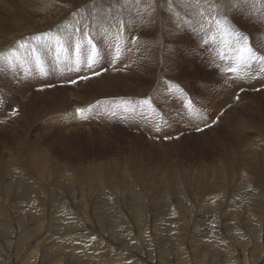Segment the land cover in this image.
I'll list each match as a JSON object with an SVG mask.
<instances>
[{
	"label": "rangeland",
	"instance_id": "374dc122",
	"mask_svg": "<svg viewBox=\"0 0 264 264\" xmlns=\"http://www.w3.org/2000/svg\"><path fill=\"white\" fill-rule=\"evenodd\" d=\"M14 1L20 4V0H11L10 5L0 4V23L3 22L0 25V89L4 90L3 95L8 102L13 100L11 109L17 108L16 112L14 109L15 114L10 113L11 110L4 109L0 98V184L1 182L3 184L0 185L2 197V199L0 197V243L15 236L16 243H20L19 247L23 250L22 253L19 251L20 257L30 246L31 238L38 236L41 221L45 220V223L48 221L54 225L50 232L47 229L45 233L46 235L49 232L51 236L55 234L53 239L44 238V241L48 240L44 242V248L47 245L51 250L55 247L56 241L67 243L59 232L73 236L81 229L83 231L78 235L92 233L100 235L99 232H110L113 229L111 227L116 226L112 225L110 220L115 213H117L115 216H126L130 213L129 216L135 217L140 207L147 209V212L156 210L158 219L151 225L155 227L158 225L164 229L156 231L158 236L153 237L156 238L154 242L159 243L152 241L147 243L159 249L156 244L163 241L160 248L171 256L176 250H179L181 255L185 254L186 250L183 248L190 246L192 249H203L202 252H208L209 257L205 258V262L217 256H226L223 250L230 251L232 256L228 257L232 259L236 253V245L246 247L253 243L254 245L261 243L259 237L264 232L258 234L257 223L264 225V194L260 193L264 190V177H259L260 173L257 171L264 169V78L251 76L253 85L247 81L248 76L260 72L259 61H252L247 69L241 70L244 84L249 86L236 103L232 96L237 92L231 93L239 86H242L244 91L245 86L241 80L230 77L226 71L232 64L234 56L232 47L224 42L229 39L227 37L213 41L210 35L205 36L203 32L201 36L199 30L184 22V27L182 23L180 25L182 27H178L176 23L170 24L172 31L177 27L178 34L181 35L177 34L178 38H171L170 41L166 37L167 39L164 38L161 43L150 33L149 29L154 24L150 28L147 26L149 28L147 29L145 24H138L135 21L133 23L128 19L123 21L117 19L110 23V26L101 23L97 27L93 22L86 23L88 19L84 17L83 9L87 6L93 7L90 5L93 0H84L86 2H81V5H75L72 0H54L55 2L46 0L47 3L52 1L56 7L67 8L62 15L59 14L61 16H57V20L47 25L43 22L44 17L37 15L35 32H28L20 38L13 39L17 33L22 34L23 31L25 33V29L30 27V23L28 26L24 24L25 20L24 23L21 22L22 24L19 22L21 25L10 17L9 20L8 10L13 6L15 10L18 8L12 3ZM46 1L45 4L39 2L36 4L45 6ZM124 1L117 0L114 8L118 7L126 13L130 9L125 10L122 5ZM145 2L142 4L144 8L147 6ZM166 2L169 3V0H165ZM148 4L149 8L155 6L152 12L157 9L156 0H150ZM89 8L85 10L89 12ZM77 11L83 13V16L75 17L81 18L78 29L83 36H78L84 37V33L88 31L91 35L89 39L92 40L93 37L92 43L96 41L100 56L97 65L96 62L90 63L88 59L90 52L86 43L79 42V48L76 47L74 51L72 46L64 48L66 40L71 44L74 41L75 44L78 31L75 39L71 34L57 37L51 35L60 29L67 30L70 26L61 23ZM2 12L7 16H3ZM152 12L148 11L145 14L148 16ZM15 13L17 14L14 11L13 15H16ZM161 13L159 12L160 15L172 16L173 10L168 9L165 11L166 14L164 11ZM175 13H179L178 10ZM128 14L131 17L133 13ZM184 14L182 16L186 17L185 21H192L197 16H193V10ZM227 15L235 17V26L248 35L253 46H257L258 55H264L262 0H250L248 7L228 11ZM196 18L199 20L198 16ZM29 19L35 21L34 18ZM120 21L123 22L122 25ZM86 28L91 29L85 30ZM149 36L152 37L151 42L154 40L150 52L155 50L150 61L153 66L150 64L146 67L144 65L146 63L139 57L141 52L135 44L140 42V37L143 38H140L143 41L140 44H145L151 39ZM27 37L35 39L36 45L21 48L20 45ZM205 39H208L207 44L203 42ZM168 42L171 49L166 51L164 49ZM209 46L213 48L212 51H208ZM150 52L147 49V53L143 54ZM221 55L223 60L220 58ZM159 57H162L160 64L152 63ZM118 62L121 64H117ZM139 62L144 63L139 66ZM62 67L63 72L67 74L63 81L64 85L51 87V84H47L49 86L45 87L46 82H49V79L45 78V73ZM144 67L147 69L149 67L148 71ZM143 68L146 73L144 72L142 76ZM78 69L81 72H77ZM109 72L111 78L121 77L119 82H115L119 84L107 85L109 78L97 81L98 84L93 83L98 77L105 78ZM169 81L177 82L178 88L183 90L176 95L164 94L160 91V88L164 87L162 82ZM225 90L230 92L227 96ZM187 98L193 101L199 114L190 113L186 109ZM144 99L149 100L151 107L140 103ZM77 108L88 109L84 118L77 114ZM181 115L184 119L178 121L183 118ZM211 117L218 118V121L212 123ZM199 126L205 127L196 132L195 129H199ZM160 133L167 141H162L158 137ZM251 157L258 162H254V158ZM251 161L256 163L254 169H249ZM243 172L245 174H242ZM253 188L258 189V192L255 193ZM252 191L254 194H250ZM71 195L73 198L69 200L74 203V208L68 211L69 206L61 204ZM252 195L261 196V199H256ZM49 209L56 211L51 214L48 212ZM69 212H72L73 217H85V220L78 221V224H69L67 221ZM105 214L112 215L107 220V226L103 223L95 227L96 229L84 230L87 224H97L93 217H104ZM134 223L133 225L137 227L139 220H135ZM149 224L148 220L147 225ZM129 225L126 224L125 227L127 233H121L122 237L119 235L120 240L115 243L118 242L122 246L128 243ZM225 225L227 227L223 232ZM102 227H105V230ZM216 229L223 233L214 232ZM197 233L202 237H197ZM209 234L211 240L215 237L220 243L213 245ZM218 235L222 236L219 238ZM123 239L125 241H122ZM108 242L113 243V240ZM219 245L224 247L218 248ZM47 247L46 250L42 248V256L46 254L45 252L52 253ZM213 247L215 250L211 249ZM59 248L64 249L63 246ZM249 250L251 248L247 249ZM62 252L63 258L66 251ZM209 252L214 254L211 255ZM189 255L190 264H200L202 257H198L194 252H190ZM252 255L258 263L260 253L254 252ZM172 257L180 261L177 258L178 254ZM148 261L159 264L155 259ZM164 262L168 264L166 259ZM213 263L221 264L218 260Z\"/></svg>",
	"mask_w": 264,
	"mask_h": 264
},
{
	"label": "bare ground",
	"instance_id": "6f19581e",
	"mask_svg": "<svg viewBox=\"0 0 264 264\" xmlns=\"http://www.w3.org/2000/svg\"><path fill=\"white\" fill-rule=\"evenodd\" d=\"M10 1L11 0H0V4L1 3H3V4H9L10 3ZM44 1H46V0H20V4L18 5V3L17 2H12V3H14L15 4V7L17 8V10H15V8H14V6H13V8H10V10H8V18L10 17L11 19H14V22H23V20H25L23 23L25 24V25H27L28 26V24L30 23V27L29 28H26L25 29V33H24V31H23V33L22 34H20V32L19 33H17V32H15V33H17L18 35L16 36V37H13V39H17V38H20L21 37V35H25L26 33H28V32H35L34 31V28H36L37 27V24H36V22L38 23V20H37V15H39V16H43L44 18H43V22H44V24H49V23H51V22H53L54 20H57L58 19V17L57 16H61L62 14V12H65V8H67V7H62V8H60L61 6H59V7H56L55 5H54V3L53 2H55L54 0H53V2L51 1H49L48 3H47V1H46V5L44 6ZM64 1V0H63ZM75 2L74 4L75 5H78V4H80L81 2L83 3V1L84 0H72L71 2ZM146 0H139V3H137V0H125L123 3H122V5L124 6V8H125V10H126V8H129L130 10H127L126 11V13H125V11L123 12V11H121L120 9H118V7L117 8H114V4H116L117 3V0H93L92 1V3H90V5H93V7H91V6H87V7H90L88 10H89V12H90V14H89V12L87 11V10H85V9H83V13L85 14L84 15V17L86 18V20L88 19V21L86 22V23H90V22H93L97 27H99V25L101 24V23H104L106 26H110L109 24L110 23H113V22H115L117 19V21H119V20H125V19H128V20H131V21H133V23H134V21L135 22H137L138 24L139 23H143V24H145L146 25V27L147 26H149V28H150V26L152 25V24H154L150 29L147 27V29H149L151 32L150 33H152V34H154V36H155V38L154 39H159V41H161V40H163L164 38H166V37H168V41H170V40H172L171 38H176V35L178 34V30L179 29H177V27H174V29H173V31H172V29H171V27H170V24H173V23H176L177 24V26L179 27L180 25H181V23H182V26L184 27L185 25V18L187 17L184 13H189V11H192L193 9L191 8V6L189 5V4H187V2L185 3V0H182V1H180V2H178L177 0H172V5H171V7H170V5H169V3H165V0H156L157 1V3H158V6H157V9L155 10V11H153L152 12V10H153V8L155 7H153V8H149V7H147V6H150V4H148L149 2H150V0L148 1H146ZM155 1V0H154ZM44 3L43 5L42 4H36V3ZM84 2H86V1H84ZM143 2H145V4H147V6H145V8L144 7H142V4H143ZM153 2V1H152ZM11 3V4H12ZM30 3H32V4H30ZM154 3V2H153ZM10 5V4H9ZM81 5V4H80ZM152 5V4H151ZM157 5V4H156ZM4 6V5H3ZM6 6V5H5ZM117 6V5H116ZM2 8V7H1ZM120 8V7H119ZM122 8V7H121ZM124 8H123V10H124ZM3 9H5V7L3 8ZM168 9H172L173 10V15L172 16H166V15H160L159 14V12L161 13L162 11H164V13H165V11H167ZM178 10V12H179V15H177L175 12ZM4 11V10H3ZM7 11V10H6ZM14 11H16L17 12V14L16 15H13L14 14ZM82 11V10H81ZM76 12V13H74V15L73 16H71L70 18H68V19H66V20H64L63 21V23H61L62 25H64V26H70L67 30H65V29H60L59 31H57V33H51V35L53 34V35H56V36H54V37H57L58 35H66L67 36V34H71L72 35V37H74L75 35H76V33H77V29L79 28V26H80V22H81V18H79V19H77V18H75V17H78L79 15H82L83 16V13L82 12ZM148 11H150V12H152V13H150V15H148V16H146V12H148ZM170 11V10H169ZM227 11V13H228V10H226ZM56 12V13H55ZM88 12V13H87ZM94 12L96 13V14H94ZM133 13L132 15H131V17L129 16V14L128 13ZM0 13H1V11H0ZM167 13H169V12H167ZM172 13V12H171ZM2 14H3V12H2ZM59 14H61V15H59ZM162 14V13H161ZM166 14V13H165ZM185 15L186 17H183L182 15ZM1 15V14H0ZM4 15H6V14H3V16ZM191 15V14H190ZM7 16V15H6ZM26 16V17H25ZM81 16V17H82ZM189 16V15H188ZM193 16H194V14H193ZM27 17H29V18H34L35 19V21H33V20H30L29 18H27ZM192 17V16H191ZM197 17V16H196ZM196 17H194V19L193 18H191V19H193L192 21H198V19L196 18ZM7 18V19H8ZM10 18H9V20H10ZM3 19H5V18H3ZM158 19V20H157ZM190 19V20H191ZM200 19V18H199ZM157 20V21H156ZM1 21H2V18H1ZM130 21V22H131ZM156 21V23H154ZM10 22V21H9ZM11 22H13V20L11 21ZM10 22V23H11ZM1 23H3V22H1ZM1 23H0V25H1ZM19 23V24H20ZM35 23V24H34ZM40 23V22H39ZM42 23V22H41ZM66 23H68V24H66ZM5 25H6V23H4ZM8 24V23H7ZM12 24V23H11ZM16 24V23H15ZM22 24V23H21ZM20 24V25H21ZM186 24H188V23H186ZM3 25V24H2ZM9 25V24H8ZM43 25V24H42ZM88 25V24H87ZM145 25H143V27L145 26ZM169 25V26H168ZM4 26V25H3ZM19 26V25H18ZM40 26V25H39ZM120 26V25H119ZM140 26V25H139ZM138 26V27H139ZM182 26H180V27H182ZM8 27V26H7ZM14 27H15V25H14ZM17 27V26H16ZM15 27V28H16ZM82 27V26H81ZM86 27V26H85ZM87 27H89V26H87ZM10 28V27H9ZM8 28V29H9ZM14 28V29H15ZM111 28V27H110ZM141 28V27H140ZM139 28V29H140ZM3 30H4V28H2ZM24 29V28H23ZM29 29V30H28ZM177 29V30H176ZM85 30H88V28H86ZM141 30V29H140ZM16 31V30H15ZM21 31V32H22ZM145 31H146V29H145ZM148 31V30H147ZM180 31H181V29H180ZM179 31V32H180ZM182 31H183V28H182ZM185 31V30H184ZM1 32V31H0ZM9 32V31H8ZM8 32H6V34L8 35ZM172 32L174 33V34H172ZM10 33H11V30H10ZM12 33H14V32H12ZM4 34V33H3ZM20 34V35H19ZM87 34V35H86ZM1 35V34H0ZM23 35V36H24ZM78 35H80V36H83L82 34H80V31H78V34H77V36ZM84 35H86L88 38L91 36L90 35V33H88V31L86 32V33H84ZM179 35V34H178ZM181 35V34H180ZM179 35V36H180ZM2 36H5V35H2ZM11 36H12V34H11ZM10 36V37H11ZM65 36V37H66ZM69 36V35H68ZM76 36V37H77ZM143 36V35H142ZM151 36V35H150ZM149 36V37H150ZM9 37V38H10ZM61 37V36H60ZM64 37V36H63ZM71 37V38H72ZM4 38V37H3ZM8 38V39H9ZM28 38V37H27ZM49 38V37H48ZM70 38V37H69ZM141 39H143L142 37H140ZM139 38V40H140V42H143L141 39ZM151 39H148L147 40V38H146V40H147V42L145 43V44H140V42L138 41V43H136L135 45H136V48L138 49V51H140L141 52V54H139V57H140V59H142L146 64H144V65H146V67H147V65H150L151 63H150V61H151V59H152V52L155 50H151L152 52H150V48H153V47H151V46H153L152 45V43L154 42V40H153V42H151V40H152V37H150ZM177 38H178V36H177ZM176 38V39H177ZM66 39H68V37L66 38ZM73 39H75V37L73 38ZM95 39V38H94ZM167 39V38H166ZM12 40V39H11ZM92 40H93V37H92ZM131 40V39H130ZM145 40V41H146ZM50 41H53V40H50ZM9 42H11V41H9ZM70 42H71V40H70ZM8 43V42H7ZM55 43H57V41H55ZM161 43H163L162 41H161ZM166 43V42H165ZM3 44V43H2ZM6 43H4L3 45H5ZM93 44L95 45L96 44V41L94 40V42H93ZM155 44H156V42H155ZM170 42H168L167 43V46H166V48L164 49V50H166V49H171V47H170ZM52 45H54V44H52ZM134 45V44H133ZM161 45V44H160ZM73 47V51L76 49V43L74 44V41L72 42V44L71 43H69V42H67V40H66V44L64 45V48L65 49H67L68 47ZM90 46V45H89ZM95 46H97V44L95 45ZM91 47V46H90ZM156 47V46H155ZM154 47V48H155ZM1 48V47H0ZM3 48V47H2ZM256 48V47H255ZM147 49H148V51L150 52V53H148V54H143V53H147ZM175 50V49H174ZM72 51V52H73ZM129 51V50H128ZM167 51V50H166ZM169 51V50H168ZM172 51V50H171ZM164 52V51H163ZM161 53V54H164V53ZM160 53H157V54H159L160 55ZM166 53V52H165ZM154 55V54H153ZM165 55V54H164ZM162 58V57H161ZM161 58L159 57L158 59H157V61L156 62H153L152 61V63H157V64H160L161 63ZM97 59V58H96ZM96 59H95V62H96V65H97V61H96ZM1 60V59H0ZM136 60V59H135ZM163 60V59H162ZM60 61V60H59ZM1 62V61H0ZM3 62V61H2ZM133 62V61H132ZM138 62V61H137ZM144 62H139L140 64H139V66L140 65H142V63H144ZM165 63V62H164ZM156 64V65H157ZM152 65V64H151ZM153 66V65H152ZM155 66V65H154ZM158 66V65H157ZM63 67H65V65L63 66ZM138 67V66H137ZM146 67H144V68H146ZM149 67H151V66H149ZM149 67H148V69H149ZM135 68V67H134ZM144 68H143V70H142V73H141V75L143 76L146 72H145V70H144ZM126 69V68H125ZM136 69V68H135ZM148 69L146 68V70L148 71ZM127 70V69H126ZM129 70V69H128ZM153 70V69H152ZM157 70V69H156ZM140 71V70H139ZM150 71V70H149ZM128 72V71H127ZM145 72V73H144ZM153 72V71H152ZM11 74V73H10ZM109 74H111L110 72L109 73H107L106 75H105V78H101V77H98V78H96L95 79V81H93V83H95V84H98V83H96L97 81H99V80H104V79H107V78H109V80H108V82H107V85H111V83H112V85H116V84H119V83H115V82H119L120 80H121V77H119V78H111L110 76H109ZM149 74V73H148ZM152 74V73H151ZM154 74V73H153ZM137 76V75H136ZM135 76V77H136ZM149 76V75H148ZM147 76V77H148ZM254 78H258L259 76H258V74H253L252 75ZM118 77V76H117ZM140 77V76H139ZM145 77H146V75H145ZM137 78V77H136ZM29 80H30V78H29ZM155 80V79H154ZM26 81H28V80H26ZM102 81H101V83H102ZM138 81V80H137ZM105 82V81H104ZM106 83V82H105ZM120 83H122V82H120ZM125 83V82H124ZM128 83V82H127ZM126 84V83H125ZM26 85H28V84H26ZM90 85V84H89ZM93 85V84H92ZM91 85V86H92ZM258 85H260V84H258ZM126 86V85H125ZM128 86H129V84H128ZM35 87V86H34ZM140 88V87H139ZM31 88H29V90H30ZM28 90V91H29ZM238 90H242V86H239L234 92H232L231 94H235V92H237ZM132 91V90H131ZM66 92V91H65ZM37 93H39V92H37ZM71 93V92H70ZM73 93V92H72ZM227 93H230L229 91H227V90H225V95L227 96ZM80 94V93H79ZM238 94V93H237ZM242 94V93H241ZM118 95V94H117ZM104 97H107V95H103ZM223 96H224V94H223ZM241 96V95H240ZM233 98H234V95L232 96ZM231 98V97H230ZM227 98H225V100H226ZM80 100V99H79ZM52 101V100H51ZM69 101V100H68ZM11 102H13V100H10L9 101V103L11 104ZM226 102V101H225ZM26 104V103H25ZM52 104V103H51ZM13 104H11L10 105V109L9 110H11V106H12ZM24 105H22V107H23ZM23 121V120H22ZM114 121L115 122H117L115 119H114ZM118 125V124H117ZM87 129V128H86ZM196 130V129H195ZM107 131H108V129H107ZM16 132V131H15ZM179 133V132H178ZM176 134V133H175ZM260 150H262V149H260ZM264 150V149H263ZM257 151H259V149L257 150ZM261 152H263V151H261ZM253 154V153H252ZM18 155V154H17ZM256 155V154H255ZM257 156V155H256ZM256 156H254L255 158H256ZM11 157V156H10ZM254 157H251V158H254ZM246 158V157H245ZM255 158H254V160H255ZM260 158H261V156H260ZM259 158V159H260ZM12 161H13V159H11ZM253 160V161H254ZM253 161H251V165H250V167L251 166H254V167H249V169H254L255 168V166H256V163L254 164L253 163ZM257 160H255L254 162H256ZM258 162V161H257ZM263 162H264V160H263ZM258 164V163H257ZM247 165V164H246ZM240 171V170H239ZM252 172V171H251ZM258 173H260V175H259V177L261 176H263L264 177V169H262V170H259V171H257ZM35 174V173H34ZM242 174H245L244 172L242 173ZM254 177V176H253ZM241 178L244 180V178H243V176L241 175ZM241 180V179H240ZM252 180V179H251ZM23 181V180H22ZM21 181V182H22ZM242 181V180H241ZM240 181V182H241ZM245 181V180H244ZM243 181V182H244ZM249 181V180H248ZM13 182V181H12ZM252 182H253V180H252ZM4 183V182H3ZM24 183V182H23ZM1 184H2V182H1ZM0 184V185H1ZM17 184H18V182H17ZM21 185V184H20ZM32 185V184H31ZM2 186H3V184H2ZM1 186V187H2ZM18 186H19V184H18ZM22 186V185H21ZM27 186V185H26ZM9 187V186H8ZM25 186H23V188H24ZM5 189H7V187H4ZM236 188V187H235ZM264 188V187H263ZM262 188V189H263ZM254 189V188H253ZM252 189V190H253ZM190 190V189H189ZM255 190V189H254ZM258 190V189H257ZM257 190H255V193L256 192H258ZM264 190H262L260 193H262V194H264V192H263ZM5 194V193H4ZM250 194H254V191H252ZM261 194V195H262ZM6 196V195H5ZM252 196H254L256 199H258V198H260L261 196H255V195H252ZM1 197V196H0ZM4 197V196H3ZM70 197V198H69ZM68 197V199H66L62 204H61V206H64V205H67V206H69V209H68V211H71V209H73L74 207H73V204L74 203H72L71 202V200H69V199H71V198H73V195H71V196H69ZM5 198H7V197H5ZM217 198V197H216ZM254 198V199H255ZM264 198V197H263ZM1 199H2V197H1ZM60 199V198H59ZM122 199V198H121ZM261 199V198H260ZM76 200V199H75ZM252 200V199H251ZM43 202V201H42ZM48 205V204H47ZM249 205V204H248ZM41 206H43V205H41ZM54 206V205H53ZM255 206V205H254ZM122 208H124V207H122ZM121 208V209H122ZM22 209V208H21ZM43 209V208H42ZM65 209V208H64ZM172 209V208H171ZM124 210V209H123ZM127 210V209H126ZM147 210V209H146ZM145 210V208L144 207H140V209H138V211H137V213H136V216L135 217H132V216H129L128 214H130V213H127V215L125 216H123V215H120V216H115L117 213H115L113 216L112 215H104V217H102V216H96V217H93L94 218V220H96L97 221V224H95V223H93V224H87L86 226H84V227H87L86 229H84L85 231H88L89 229H91V228H94V229H96L95 227H99V226H101L103 223H104V226L106 225L107 226V220L108 219H110V217L112 218V219H110L111 220V224L113 225V224H115L116 226H114L113 225V227H111V228H113V229H111L112 231H110V232H108V231H104L103 233H101V232H99V234L100 235H98V233H96L97 234V236H96V234L94 233H92V235H78V233L79 232H82L83 231V229H81L80 231H78L77 233H75V235L73 236V234H65V233H60L59 232V234H61V236L64 238V239H66L67 241V243H58V241H56L55 243H54V246L56 247V246H58V248L57 249H55V247L54 248H52L51 250H49V248L47 247V245H46V247L48 248L47 250L48 251H52V253L51 254H48L47 252H45L46 254H44L43 256L41 255L42 253V248H44V242L46 243V241H48V240H46V241H44V238H49L50 237V239H53L52 237H54V235H52L51 236V234L49 233L53 228H54V225H52L50 222H46L45 223V220H43V221H41V224H40V227H41V229H40V233L38 234V236H36V237H33V238H31V240H30V246L24 251V253L19 257V253L21 252V248L22 247H19V245H20V243H16V238H15V236H11V238L9 239V240H7V241H4V243H0V264H92V262H95V264H152L150 261H148V260H152V259H155V260H157L158 262H159V264H165V262H164V260L166 259V261L168 262V264H190L189 263V257L191 256V255H189L190 254V252H194L195 254H197L198 255V257H202V259H201V261H200V264H206V263H208V264H214L213 262L215 261V260H218V263H221V264H264V239H263V237H264V233L259 237L260 238V241H261V243H258L257 245H254L255 243H253V244H251V245H245L246 247H240L239 245H236V247H237V249H238V251H237V249H236V253L233 255V257H232V259L230 258V257H228V256H232L231 255V253H229L228 252V250H223V253H226L227 255L226 256H221V257H215V258H211L208 262H205V258L209 255L208 254V252L207 251H210V250H207L206 252L207 253H204V252H202L201 250H203V249H199V250H197V249H192V248H190V246H189V248H183V250H186V253L185 254H183V255H181V253L179 252V250H176L174 253L172 252V256H174V255H176V254H178V257L177 258H179V262L177 261V260H174V258L171 256V255H169L167 252H165V250H163V249H161L162 247L160 246L161 245V243H163V241L162 242H160V244H156V246L159 248V249H155V247H152L149 243H147V242H150L151 243V241H152V243H159V242H154L155 241V239L153 238V237H155V236H158V235H156L157 233H156V231H159L160 229H162V227L160 228V226H156L155 227V225L154 226H152L151 224H155L156 222H157V219H158V213H157V211L156 210H149L148 212ZM39 211V210H38ZM56 211V209H53L52 211L49 209L48 210V212L49 213H51V214H53L54 212ZM257 211H259V210H257ZM8 212V211H7ZM73 212V211H72ZM72 212H69L70 213V215H69V218L67 219V221H69L70 223L69 224H75V223H77L78 221H84L85 220V217H81V218H76L75 216L73 217V215L71 214ZM120 212H122V210L120 211ZM120 212H118L119 214H120ZM129 212V211H128ZM35 213V212H34ZM60 213H62L61 211H60ZM66 214H67V212H65ZM123 213H124V211H123ZM194 213V212H193ZM12 214V213H11ZM59 214V213H58ZM196 214V213H195ZM198 214V213H197ZM55 215V214H54ZM85 215V214H84ZM135 215V214H134ZM133 215V216H134ZM189 215V214H188ZM40 216V215H39ZM176 216V215H175ZM190 216V215H189ZM202 216V215H201ZM67 217V216H66ZM146 217V218H145ZM192 217H193V214H192ZM199 217V216H198ZM204 217V216H203ZM145 218V219H144ZM200 218V217H199ZM42 219V218H41ZM139 220V223L137 224V227H135L136 226V224L134 223L135 222V220ZM193 219V218H192ZM59 220V219H58ZM57 220V221H58ZM120 220H122V222L120 221ZM148 220H149V222H150V224L149 225H147V223H148ZM190 220V219H189ZM197 221H198V219H196ZM50 221V220H49ZM52 221H55L54 219H52ZM56 222V221H55ZM86 222V221H85ZM199 222H201V220L199 221ZM133 223H134V225H133ZM137 223V222H136ZM143 223V225L141 226V224ZM202 223V222H201ZM220 223V222H219ZM47 224V225H46ZM78 224V223H77ZM110 224V225H111ZM126 224L127 225H129L130 227V235H129V239H128V243H125L123 246L122 245H119V243L117 242V243H115L116 241H119L120 240V236L122 235L121 233H127V229H125V227H126ZM158 224V223H157ZM199 224V223H198ZM258 224V230H257V232H259L258 234H261L262 233V231L264 232V225L262 224V223H257ZM60 225V224H59ZM58 225V226H59ZM84 225V224H83ZM163 225V224H162ZM194 225V224H193ZM193 225H192V227H193ZM39 226V225H38ZM76 226V225H75ZM196 226V225H195ZM226 225H225V227H224V230H223V232H225V229H226ZM11 228V227H10ZM103 228V227H102ZM105 228V227H104ZM103 228V230H105ZM107 228V227H106ZM207 228V227H206ZM216 228H218V227H216ZM262 228H263V230H262ZM37 229V228H36ZM49 230V232L45 235V233ZM71 229V228H70ZM77 229V228H76ZM99 229H101V228H99ZM99 229H97V230H99ZM176 229V228H175ZM189 229V228H188ZM192 229V228H191ZM209 229H210V227H209ZM19 230V229H18ZM54 230H56V228L54 229ZM162 230H164V229H162ZM165 230H167V229H165ZM169 230V229H168ZM171 230V229H170ZM185 230V229H184ZM198 230V229H197ZM207 230V229H206ZM211 230V229H210ZM70 231V230H69ZM100 231V230H99ZM27 232V231H26ZM58 232V231H57ZM56 231H55V233H57ZM92 232V231H91ZM94 232V231H93ZM120 232V233H119ZM170 232V231H169ZM172 232H174V231H172ZM193 232V231H192ZM214 232H222L221 230H214ZM222 232V233H223ZM234 232V231H233ZM171 233V232H170ZM191 233V232H190ZM79 234H81V233H79ZM121 234V235H120ZM159 234V233H158ZM171 234H173V233H171ZM189 234V233H188ZM196 234V233H195ZM198 234V233H197ZM37 235V234H36ZM58 235V234H57ZM107 235H108V237H107ZM120 235V236H119ZM160 236L162 235V234H159ZM244 235V234H243ZM46 236V237H45ZM200 235L198 234V236L197 237H199ZM209 236H210V240H211V234H209ZM220 236H222V235H218L217 237H219L220 238ZM258 236V235H257ZM21 237V236H20ZM24 237V236H23ZM107 237V238H106ZM122 237V236H121ZM185 237V236H184ZM193 237H194V235H193ZM196 237V236H195ZM200 237H202V236H200ZM204 237H205V235H204ZM203 237V238H204ZM6 238H8V237H6ZM61 238V237H60ZM74 238V239H73ZM95 238H98V239H96L95 240ZM119 238V239H118ZM190 238V237H189ZM206 238V237H205ZM204 238V239H205ZM232 239H233V237H231ZM259 238H258V241H259ZM26 239H28V238H26ZM166 239V238H165ZM168 239V238H167ZM194 239V238H193ZM208 239H209V237H208ZM2 240H3V238H2ZM18 240V239H17ZM59 240V239H58ZM108 240L110 241V240H113V243H109L108 242ZM122 241H125L124 239L122 240ZM194 241V240H193ZM206 241V240H205ZM50 242H52V241H50ZM200 242V241H199ZM209 242V241H208ZM214 242V243H213ZM243 242V241H242ZM76 243V244H75ZM93 243V245H90V244H92ZM124 243V242H123ZM211 243L213 244V245H215L216 243H220V242H218V240L215 238V237H213L212 238V240H211ZM200 244H201V242H200ZM205 244V243H204ZM243 244V243H242ZM195 245V244H194ZM202 245V244H201ZM210 245V244H209ZM225 245V244H224ZM224 245H219V247L218 248H222V247H224ZM244 245V244H243ZM33 246V247H32ZM63 246V248L64 249H60L59 247H62ZM169 246V245H168ZM167 246V247H168ZM229 246V245H228ZM234 246V245H233ZM19 247V248H18ZM46 247L44 248V250H46ZM156 247V248H157ZM161 247V248H160ZM184 247H186V246H184ZM200 247V246H199ZM202 247V246H201ZM211 247H212V245H211ZM227 247V246H226ZM230 247V246H229ZM235 247V246H234ZM23 248H25V247H23ZM208 248V247H207ZM206 248V249H207ZM215 247H213V248H211V249H214ZM248 248H251V250H249V251H247V249ZM176 249V248H175ZM205 249V250H206ZM209 249V248H208ZM227 249V248H226ZM229 249H231V247L229 248ZM66 251V253H64V257L62 258L61 256H62V254H63V252L62 251ZM182 249H181V247H180V251H181ZM204 250V251H205ZM215 250V249H214ZM232 250H234V248L232 247ZM20 251V252H19ZM68 251V252H67ZM169 251V250H168ZM235 251V250H234ZM22 252H23V250H22ZM21 252V253H22ZM214 252V251H213ZM217 252V251H216ZM216 252H215V254H216ZM254 252H259L260 253V260L258 261V263H257V261H256V259L254 260L253 259V257H255V256H253L252 255V253H254ZM210 253V252H209ZM219 253H221V252H219ZM222 253V254H223ZM38 254V255H37ZM174 254V255H173ZM211 254V253H210ZM212 254H214V253H212ZM211 254V255H212ZM221 254V255H222ZM263 254V255H262ZM49 255V256H48ZM83 255L85 256V257H83ZM39 256V257H38ZM40 256H42V257H40ZM57 256H59V257H61V258H57ZM209 257V256H208ZM262 257V258H261ZM85 258L87 259V260H85ZM146 262V263H145Z\"/></svg>",
	"mask_w": 264,
	"mask_h": 264
},
{
	"label": "snow or ice",
	"instance_id": "6c2138e0",
	"mask_svg": "<svg viewBox=\"0 0 264 264\" xmlns=\"http://www.w3.org/2000/svg\"><path fill=\"white\" fill-rule=\"evenodd\" d=\"M186 2L192 7L193 14L197 15L200 19L195 23L192 21H185V23L204 32L205 36L210 35L213 41L217 38H221L222 40L224 37L229 38L224 42L232 47L234 56L232 57V64L226 69L227 72L233 73L239 78L241 70L247 69L250 62L259 61L261 63L260 72L264 75V55H258L257 50L250 43L248 35L235 26V17H229L226 11L248 7L250 0H186ZM137 3H139V0H137ZM262 3H264V0H262ZM169 5L171 7L172 0H169ZM177 15H179V13H177ZM119 23L122 25L123 22L120 21ZM79 30L80 29H77V31ZM203 42L207 44L208 39H205ZM88 44L91 46L88 59L90 63H95L98 54L96 46L92 43L91 39L88 40ZM20 47L23 48L25 45L21 44ZM117 53H119L118 46ZM220 58L223 60V55H221ZM84 79H87V77H84ZM140 103L151 107L149 100H143ZM185 107L190 113L199 114L190 98H187ZM87 111L88 109L85 108L76 109L77 114L81 118H84Z\"/></svg>",
	"mask_w": 264,
	"mask_h": 264
}]
</instances>
